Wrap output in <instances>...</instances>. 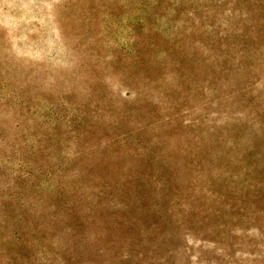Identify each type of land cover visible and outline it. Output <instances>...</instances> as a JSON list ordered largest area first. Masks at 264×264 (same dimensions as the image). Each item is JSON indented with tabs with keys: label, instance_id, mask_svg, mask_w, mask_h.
<instances>
[{
	"label": "rangeland",
	"instance_id": "374dc122",
	"mask_svg": "<svg viewBox=\"0 0 264 264\" xmlns=\"http://www.w3.org/2000/svg\"><path fill=\"white\" fill-rule=\"evenodd\" d=\"M0 264H264V0H0Z\"/></svg>",
	"mask_w": 264,
	"mask_h": 264
}]
</instances>
